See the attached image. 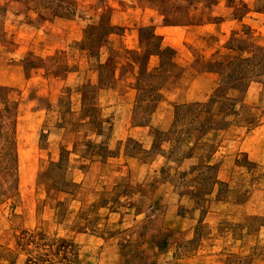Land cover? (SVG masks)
Wrapping results in <instances>:
<instances>
[{
    "label": "rangeland",
    "instance_id": "obj_1",
    "mask_svg": "<svg viewBox=\"0 0 264 264\" xmlns=\"http://www.w3.org/2000/svg\"><path fill=\"white\" fill-rule=\"evenodd\" d=\"M251 44L264 0H0V264H264Z\"/></svg>",
    "mask_w": 264,
    "mask_h": 264
},
{
    "label": "trees",
    "instance_id": "obj_2",
    "mask_svg": "<svg viewBox=\"0 0 264 264\" xmlns=\"http://www.w3.org/2000/svg\"><path fill=\"white\" fill-rule=\"evenodd\" d=\"M112 29H113L112 27H108L106 29V34L112 33ZM153 37L157 38V36H155L154 34H153ZM156 44H157L156 45V52L155 53L148 52L147 61L144 65L137 61V63H139V70H138V76H137V87H136L137 91H139L141 89V87H146V85H149V86L159 85L160 83L158 81L161 78V75L163 74V73L161 74V69L163 70L162 66L164 64V58L162 56H165L164 54H167V53L175 54L174 50L171 47L167 46V47L162 48L161 42H157ZM86 47L89 50H91L90 48H93V46H86ZM98 47L100 48L101 46L99 45ZM250 47H251V49L255 48L253 44H251ZM150 55H157L160 58V65L149 71L148 70V58ZM166 57H168V56H166ZM107 60L112 61V59H110V57ZM162 60H163V62H162ZM242 61H244V59H242ZM134 63H136V61H134ZM168 63H170L171 67H173L176 64L175 55H172V57L169 59ZM239 63L240 62H238V60H237L233 63L229 62L227 64H221V63L214 62L213 65L216 67H219L222 70L221 73L224 74V73H226L227 68L234 66V65L236 66ZM106 66L107 65H105L104 63L103 64L99 63V69L101 67L106 68ZM250 66H251V69H253V70H251V72L254 71L256 68H258L260 71H262L260 73V75L264 76V48L256 47L254 51L249 50V67ZM113 69H114V67H112L110 69V72H111L110 75L106 76L107 78L105 80H107V83L105 85L107 87L111 86V84L115 81ZM223 74H221V75H223ZM256 75L260 76L257 73H255V76ZM226 76L230 77V75H228V74ZM101 80H102L101 75H99L98 76V82H101ZM0 90H7L8 91L9 88L2 86V87H0ZM159 90H160V85L157 87V89H155V91H156L155 92V97H156L155 102L157 100H159L161 97V93Z\"/></svg>",
    "mask_w": 264,
    "mask_h": 264
},
{
    "label": "crops",
    "instance_id": "obj_3",
    "mask_svg": "<svg viewBox=\"0 0 264 264\" xmlns=\"http://www.w3.org/2000/svg\"><path fill=\"white\" fill-rule=\"evenodd\" d=\"M137 76H138V72H137V74H136ZM137 76H136V80H137Z\"/></svg>",
    "mask_w": 264,
    "mask_h": 264
}]
</instances>
